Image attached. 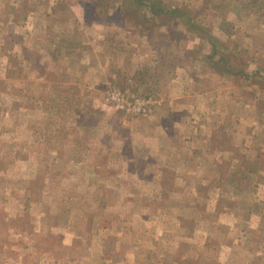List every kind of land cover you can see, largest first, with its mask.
<instances>
[{"label": "rangeland", "instance_id": "374dc122", "mask_svg": "<svg viewBox=\"0 0 264 264\" xmlns=\"http://www.w3.org/2000/svg\"><path fill=\"white\" fill-rule=\"evenodd\" d=\"M0 264H264V0H0Z\"/></svg>", "mask_w": 264, "mask_h": 264}]
</instances>
